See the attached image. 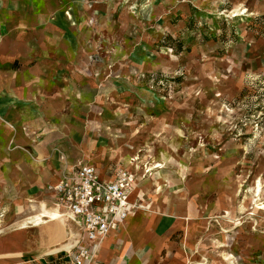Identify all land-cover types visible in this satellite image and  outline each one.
<instances>
[{"label": "rangeland", "instance_id": "374dc122", "mask_svg": "<svg viewBox=\"0 0 264 264\" xmlns=\"http://www.w3.org/2000/svg\"><path fill=\"white\" fill-rule=\"evenodd\" d=\"M17 5L27 56L0 54L9 65L0 69V129H81L80 147L66 139L56 151L101 165L126 157L158 199L139 208L164 215L161 225L192 220L190 237L205 222L193 264H264V0ZM23 77L58 101L17 96ZM73 110L81 128L60 124ZM180 195L199 218L161 212L160 200L175 205Z\"/></svg>", "mask_w": 264, "mask_h": 264}, {"label": "crops", "instance_id": "0c3cea01", "mask_svg": "<svg viewBox=\"0 0 264 264\" xmlns=\"http://www.w3.org/2000/svg\"><path fill=\"white\" fill-rule=\"evenodd\" d=\"M18 3L19 0H0V24L5 28L4 34H0V54L3 56L26 55L24 46L26 42L22 40L23 37H21L18 29L26 27L27 14L18 10ZM29 16L35 17L36 15ZM64 66L65 64L61 62L28 64L23 62L22 69L59 70L63 69ZM8 67L9 65L4 63L0 69H7ZM34 75L37 78L41 74L34 73ZM44 79L48 80L46 77ZM26 81L28 82L27 78L23 77L20 83L22 87L19 89L22 92H18L17 96L34 102L58 101V95L47 94L49 92L36 89L33 84L30 85ZM0 84H2L1 77ZM34 84L37 85V83ZM29 95L33 99H29ZM80 114V112L76 111L75 113L73 110L72 117H69L68 120L63 117L60 118L62 120L60 124L81 128ZM9 116H12L11 113ZM58 120L56 119L57 123ZM36 123L34 122V125ZM65 132L68 133L66 129L52 128L0 129V264H71L68 260L71 251H75L82 245L89 247L90 244L85 239L80 221L72 215L63 213V216L73 226L77 227L79 231L78 241L70 247L71 249L58 250L54 253H46V249L68 238L61 220L43 217V223L39 225L32 223L30 221L32 219H27L25 226L22 223L23 220H26L23 207L29 198L36 197L35 199L39 198L37 200L55 201L53 194L47 190V186L58 181L63 169H73L80 164H89L106 180L114 178L121 169L134 172L136 177L143 173L141 165L134 166L127 163L126 157L119 161L115 160L101 165L94 162L95 157L91 154L84 155L82 162L74 155H65L63 145L66 139L71 140L73 146L80 147L81 129H72L71 137H65ZM58 145L63 148L61 150L63 153L56 151ZM152 162L153 165L157 164L155 161ZM145 163L151 164L150 161ZM139 168L141 169L139 170ZM155 174L156 172L150 176ZM145 178H148V186L144 185V181L136 179L130 189L129 200L131 203H139L141 207L143 205L145 208L150 207L151 210L153 201H158V199L156 195L151 196L154 191L150 188L151 177L145 176ZM180 197L178 199L176 196L177 203L175 205H165L163 199L160 200L159 204L162 209L160 211L171 216L187 213L192 217L199 218L198 214H192L181 195ZM50 203L56 211L62 213L55 206V203ZM143 216L146 218L137 226L131 227L127 218L119 222L118 227L111 230L102 239V243L96 246L95 253L87 264L194 263L192 252L198 248L196 246L199 242L195 236L200 234L204 227L205 222L202 219L201 221L199 219L202 228L190 237L195 226L191 222L192 220L183 223L182 220L173 218L161 225L164 215L149 214L144 210ZM182 225L187 226L185 235H183V228L179 227Z\"/></svg>", "mask_w": 264, "mask_h": 264}, {"label": "built area", "instance_id": "2783aa9c", "mask_svg": "<svg viewBox=\"0 0 264 264\" xmlns=\"http://www.w3.org/2000/svg\"><path fill=\"white\" fill-rule=\"evenodd\" d=\"M135 180L136 174L128 169L106 180L92 165L80 164L63 169L58 181L47 186L54 202L80 221L90 244L69 253L71 264H87L98 243L128 217L133 209L129 192Z\"/></svg>", "mask_w": 264, "mask_h": 264}, {"label": "bare ground", "instance_id": "6f19581e", "mask_svg": "<svg viewBox=\"0 0 264 264\" xmlns=\"http://www.w3.org/2000/svg\"><path fill=\"white\" fill-rule=\"evenodd\" d=\"M133 163H135V162H133ZM158 166H161V164L158 165ZM136 179H137V177H136ZM55 206L62 213H59L58 211H56V209L53 207V205L50 202L37 200L35 198H29L27 200L26 204L23 207V212L26 213L25 214L26 216L24 217L26 220L22 221L24 226H25V222H27V219H29V220L32 219V220H30V221H32V223H34L35 225H39V224L43 223V217H47V218H50V219H53V220L54 219L55 220H57V219L61 220V222H62L61 224L66 229L65 232L67 233V236H68L67 240L65 239V241H63V242H60V241L57 242V244L54 245L53 247H50V248L46 249V253H54V252H56L58 250L71 249L70 247H72L74 244H76V242L78 241V236H79V231H78L77 227L73 226L63 216V213H65V214H67L69 216H70V214L64 208L62 209L61 206L59 207L56 204H55ZM143 211L144 210L142 208H139V203H133V209L131 210V212L129 213V215L127 217V222H128V224H130L131 227L134 226V225L137 226L139 223H142L143 219L146 218V217L143 216ZM31 217H33V218H31ZM138 229L140 230L139 227H138ZM0 232H1V228H0ZM102 241L103 240H101V242H99L97 246H99L102 243Z\"/></svg>", "mask_w": 264, "mask_h": 264}]
</instances>
